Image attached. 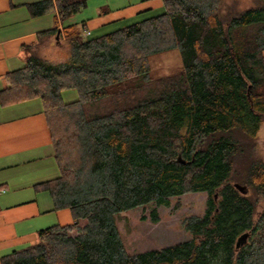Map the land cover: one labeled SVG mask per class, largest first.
<instances>
[{"label": "trees", "instance_id": "16d2710c", "mask_svg": "<svg viewBox=\"0 0 264 264\" xmlns=\"http://www.w3.org/2000/svg\"><path fill=\"white\" fill-rule=\"evenodd\" d=\"M87 1L27 7L33 16L55 10L57 25ZM161 1L162 12L97 36L72 25L41 31L25 46V65L6 74L2 105L42 102L60 174L38 186L72 220L40 229L34 243L0 264H264V207L257 210L264 167L255 151L264 121V0L249 7L242 0ZM57 30L66 51L52 63L45 51ZM175 47L182 69L151 80L148 56ZM66 89L77 99L64 102ZM193 191L208 197L204 214L185 220L189 240L126 251L116 225L121 212ZM244 231L248 242L235 248Z\"/></svg>", "mask_w": 264, "mask_h": 264}, {"label": "crops", "instance_id": "0c3cea01", "mask_svg": "<svg viewBox=\"0 0 264 264\" xmlns=\"http://www.w3.org/2000/svg\"><path fill=\"white\" fill-rule=\"evenodd\" d=\"M37 1L0 0V91L6 74L25 65V46L37 33L72 25L84 36H97L163 7L161 0H88L56 25L55 10L31 15L27 5ZM60 96L71 102L77 92L66 89ZM59 174L41 100L0 102V257L34 243L42 228L71 222L70 211L53 209L50 194L38 186Z\"/></svg>", "mask_w": 264, "mask_h": 264}, {"label": "rangeland", "instance_id": "374dc122", "mask_svg": "<svg viewBox=\"0 0 264 264\" xmlns=\"http://www.w3.org/2000/svg\"><path fill=\"white\" fill-rule=\"evenodd\" d=\"M241 4L244 7L253 5L251 0H242ZM162 11L163 8L152 11L150 14L154 15ZM259 27L260 24L258 23L247 26L244 29L245 32L242 33L243 39H248ZM112 28L115 29V27ZM65 51L66 45L63 40L58 38L49 45L45 51V56L52 63H56L63 59ZM148 66V76L151 80L180 71L183 66L179 48L175 47L148 56ZM255 151L256 157L264 167V121L260 124ZM207 197V193L203 191L187 192L178 196H171L168 205L157 206L153 202H148L121 212L116 220V225L126 251L137 253L160 249L189 240L191 234L185 228V220L191 216L204 214ZM263 207L264 198L261 196L258 198V212H261ZM153 209L156 210V221L151 218ZM254 220L257 221L256 217ZM71 233H75V231Z\"/></svg>", "mask_w": 264, "mask_h": 264}, {"label": "water", "instance_id": "95a60500", "mask_svg": "<svg viewBox=\"0 0 264 264\" xmlns=\"http://www.w3.org/2000/svg\"><path fill=\"white\" fill-rule=\"evenodd\" d=\"M59 38V30L56 31L55 34V39L57 40ZM177 161L183 163L184 160L180 158V156L177 157ZM234 187L241 193H246L247 192V187L244 185H240L238 183H234ZM250 233L249 231H244L240 233L236 240H235V248H239L240 246L244 245L249 237Z\"/></svg>", "mask_w": 264, "mask_h": 264}, {"label": "built area", "instance_id": "2783aa9c", "mask_svg": "<svg viewBox=\"0 0 264 264\" xmlns=\"http://www.w3.org/2000/svg\"><path fill=\"white\" fill-rule=\"evenodd\" d=\"M86 33L88 34V33H89V31L87 30V31H86Z\"/></svg>", "mask_w": 264, "mask_h": 264}]
</instances>
